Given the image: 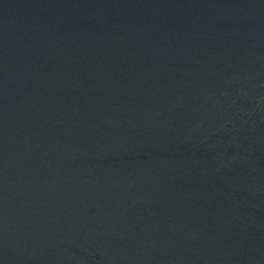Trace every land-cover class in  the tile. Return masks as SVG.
Instances as JSON below:
<instances>
[{
  "label": "water",
  "instance_id": "obj_1",
  "mask_svg": "<svg viewBox=\"0 0 264 264\" xmlns=\"http://www.w3.org/2000/svg\"><path fill=\"white\" fill-rule=\"evenodd\" d=\"M0 264H264V0H0Z\"/></svg>",
  "mask_w": 264,
  "mask_h": 264
}]
</instances>
